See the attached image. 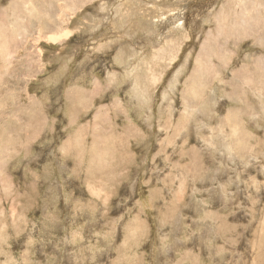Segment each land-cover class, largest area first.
Here are the masks:
<instances>
[{"label": "rangeland", "instance_id": "obj_1", "mask_svg": "<svg viewBox=\"0 0 264 264\" xmlns=\"http://www.w3.org/2000/svg\"><path fill=\"white\" fill-rule=\"evenodd\" d=\"M0 264H264V0H0Z\"/></svg>", "mask_w": 264, "mask_h": 264}]
</instances>
